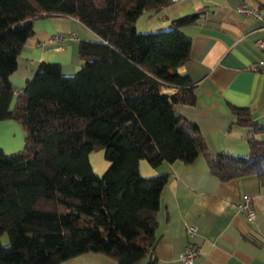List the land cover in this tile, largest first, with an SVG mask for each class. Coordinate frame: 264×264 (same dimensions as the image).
Returning <instances> with one entry per match:
<instances>
[{"label":"trees","instance_id":"trees-1","mask_svg":"<svg viewBox=\"0 0 264 264\" xmlns=\"http://www.w3.org/2000/svg\"><path fill=\"white\" fill-rule=\"evenodd\" d=\"M173 0H0V122L13 119L25 146L0 148V264H60L85 253L117 264H139L159 240L157 216L167 172L143 177L139 161L207 162L219 181L257 176L264 188V141L250 136L247 156L212 154L197 123L176 105L195 103L190 77L178 73L191 53L182 28L200 13L171 20L168 29L137 31L136 20ZM77 18L97 40L78 45L82 68L64 75L41 62L16 97L10 76L34 21ZM176 92L163 93L164 89ZM237 124L252 109L229 106ZM264 128L256 127L254 134ZM103 150L110 167L93 173L89 158ZM91 152V153H90Z\"/></svg>","mask_w":264,"mask_h":264},{"label":"crops","instance_id":"crops-1","mask_svg":"<svg viewBox=\"0 0 264 264\" xmlns=\"http://www.w3.org/2000/svg\"><path fill=\"white\" fill-rule=\"evenodd\" d=\"M242 2L260 7L264 15V0H177L159 11H146L135 24L138 33L152 32L170 27L171 20L178 17L200 13L196 24L182 28L192 37L191 53L187 62L178 68V73L189 76L194 83L196 101L192 105L177 104L176 110L199 125L214 155L229 152L245 157L250 152L247 146L250 136L264 141V130L252 132L256 127L264 128V73L250 68L264 57V49L256 44L258 39L264 40V23L238 15L236 7ZM33 29L35 33L17 59V70L10 76L15 93L12 107L41 62L60 64L64 75L77 74L82 68L80 41L97 40L89 27L67 15L40 18L34 21ZM59 33L75 36L64 41L61 50L51 41ZM176 91L177 88H167L163 93ZM230 105L252 109L244 117L247 123L235 122ZM14 123L7 119L0 122V127L3 131L4 126L16 127ZM21 135L20 140L1 143L3 152L11 154L21 150L25 146ZM100 151L90 152L98 166L96 170L92 165L93 173L99 176L110 167L108 161L101 159ZM139 164L143 177L165 172L170 175L161 193L156 219L160 228L154 264H183L179 255L188 244L201 249L195 264H264V188L257 176L220 182L208 172L207 162L201 156L191 165L180 160L164 161L157 168L146 160H140ZM243 195L253 197L257 214L253 222H247L245 215L236 209ZM191 226L195 230L189 233ZM0 242L8 245L6 234L0 235ZM149 262L150 257H145L139 264ZM60 264L117 263L101 254L85 253Z\"/></svg>","mask_w":264,"mask_h":264},{"label":"built area","instance_id":"built-area-1","mask_svg":"<svg viewBox=\"0 0 264 264\" xmlns=\"http://www.w3.org/2000/svg\"><path fill=\"white\" fill-rule=\"evenodd\" d=\"M177 1V0H173ZM237 8L238 15L245 16V17H251L257 20H261L264 23V15L263 11L260 7L257 6H250L249 4L242 2L239 4ZM75 36L73 33H70L68 35H62V34H55L51 41L58 44L56 46L57 50H61L63 48V43L66 40L73 39ZM256 44L264 49V40L258 39L256 41ZM252 71L262 72L264 73V57L257 60L254 64L250 66ZM253 197L250 195L242 196V199L236 204V209L239 213L245 215V219L247 222H253L256 217V210L253 207ZM194 227H188V232H192ZM201 254V249L199 247H196V245L188 244L184 251L179 255V259L181 263L183 264H195V261L198 260L199 255Z\"/></svg>","mask_w":264,"mask_h":264},{"label":"rangeland","instance_id":"rangeland-1","mask_svg":"<svg viewBox=\"0 0 264 264\" xmlns=\"http://www.w3.org/2000/svg\"><path fill=\"white\" fill-rule=\"evenodd\" d=\"M169 28V27H168ZM168 28H164V29H168ZM163 29V30H164ZM13 122H15V120H13V119H11ZM15 125H16V127L15 126H4L3 128H4V130L3 131H6V132H4V134H3V131H2V126L0 127V145H1V143H5V142H13V140H20V135L24 138V135H25V131L21 128V126L18 124V123H14ZM7 132H8V134L9 135H7ZM13 137H14V139H13ZM18 147H19V145H18ZM18 147H13V148H18ZM12 147L10 148V149H13ZM8 148H6V150H7ZM101 152V159L102 160H104V162H106V161H108V160H105V152H103V151H100ZM5 153V152H4ZM96 153V152H95ZM94 158H95V156H94ZM94 158L93 157H90L89 158V160H90V163H91V165H93V167L97 170L98 169V166L96 165V163H95V160H94ZM109 162V161H108ZM8 237V236H7ZM8 239V238H7Z\"/></svg>","mask_w":264,"mask_h":264}]
</instances>
